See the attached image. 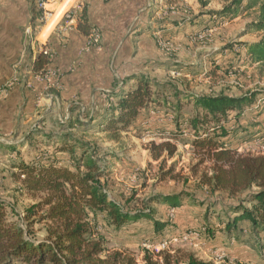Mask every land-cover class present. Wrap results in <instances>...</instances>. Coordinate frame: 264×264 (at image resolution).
<instances>
[{
    "label": "rangeland",
    "instance_id": "rangeland-1",
    "mask_svg": "<svg viewBox=\"0 0 264 264\" xmlns=\"http://www.w3.org/2000/svg\"><path fill=\"white\" fill-rule=\"evenodd\" d=\"M63 1L60 0V3ZM142 1L145 5L146 2L148 3L147 6L153 12L156 21L171 22L168 23L170 24L168 26L181 28L175 34L173 32L168 34L155 32L153 34L159 60L149 63V68H151L149 72L152 74L149 75L159 83L172 84L164 94L165 103L160 106V109L144 111L137 126L131 127L129 131H122L117 137H114L106 126L98 125L107 112V109H102L101 112V105H105L107 108L111 107L112 101L107 104V91H100L101 101L97 103L96 110L93 113L85 110L82 119H80L79 112L75 108L71 107L67 114L65 106L61 103L58 105L56 99L61 97V81L58 86H51L50 83H47L40 97V101L42 100L40 113L33 116L32 122L20 126L19 132L16 133L20 137L12 144L24 143L34 130L36 135H40V140H45L46 133H55L60 137L71 138L70 142L76 144L78 155L84 150L80 147V143L85 142L88 144L89 151L95 152L96 156L100 158L101 164L106 170V189L111 199L131 212L146 211L150 207L155 210L156 216L161 214L162 218L169 222L170 226L164 230L161 236H157L154 233L152 221L148 219L144 218L117 228L105 214L91 213L89 218L94 227L95 236L104 241V246L109 252L128 251L135 256L138 264H146L144 258L147 253L152 254L157 260L164 250L177 255L178 258L187 257L188 252L193 253L199 260L214 264H264V246L261 254L259 251L261 245L258 244L259 241L264 242V234L259 236L260 239L256 242L248 228H245L243 237L238 239L237 236H230L224 230L225 220L215 219L216 213L223 212L224 205L237 202L243 194L231 198L227 192L213 191L206 184V180L213 175L214 162L201 156L192 145L194 132L191 130L189 122L194 115L193 105L187 103L180 112L169 106L170 104L176 105L177 102L173 88L175 85L184 91L186 96L219 93L239 95L251 91L262 92L260 98L263 100L259 98L247 110L246 115L240 119L239 128L236 122L226 125L229 128H235V131L238 132V134L237 132L232 134L228 139L240 154L264 156V63H254L241 45L257 42L264 36L263 32H245L247 25L256 20L258 12L255 9L245 11L229 21H217V23L210 24L211 27L203 25L198 28L194 22L202 23L203 20H207L211 16L208 14L209 12L222 10L230 0H212L206 7H203L199 0ZM74 2L75 0H72L69 8ZM60 3L53 4L49 8L58 9L55 14L56 12L63 14L68 8H63V5H59ZM83 3L86 8V0H83ZM8 11H11L12 14ZM133 12V9L129 10L128 14L123 11V14L129 17L125 19L128 24L122 28L131 25ZM8 14L13 16V20H17L18 17L19 21L20 19L26 21L23 28L26 45L25 57L28 56L29 61L35 52L34 49L32 50V44L40 46L39 34L43 25H46L38 20L40 18L38 0H0V32L4 27L2 23L7 20ZM53 16L54 14L49 23ZM54 23L57 22H51L48 30L53 29ZM133 28L134 26L131 29ZM45 38H41V41ZM101 45L102 39L98 48ZM137 47L136 44L134 52L139 58H142L143 55L145 57L152 56L149 49L141 48L142 46L137 49ZM231 47H236V49L231 51ZM129 62L117 65L119 68L129 67ZM8 67L18 73L6 76V66H0V91H8L26 80L20 69L23 68L24 72L30 70L29 75L34 74L32 73L33 69L30 65L27 66L26 62L11 64ZM48 67V70H58L53 66V61ZM113 70L117 71L116 65H113ZM114 85L119 86L118 79H114ZM30 86L34 87L32 82H30ZM49 94L54 96L49 97ZM93 118H97L98 122L90 123L92 120H96ZM247 122L257 125L251 126ZM23 135L26 137L23 138ZM166 140H171L176 144L177 151L172 158L168 157L163 165L161 159L154 160L152 158L151 144ZM42 142L37 143L41 150L55 152L54 145L48 147ZM19 153L25 160H30L33 156L27 145L20 146ZM15 154L8 153L6 149H0V198L14 204L18 212L16 215L9 211L10 222L19 223L30 232L29 235L32 239L42 241L48 237V228L52 226L51 220L41 219V216L47 212L48 206L38 207V212L34 215L31 214L28 219L26 214L35 204L42 202L46 198V194L28 191L22 182L13 175L15 171L9 164ZM58 156L59 164L73 165L70 163L71 158L68 152H59ZM173 163V171L169 175H165L164 172ZM179 193H183L185 200L181 206L176 208L150 201L153 196L158 194ZM195 200H197L196 203ZM198 201L207 203L220 201L221 203L218 205L216 213L209 214L206 211L207 205L202 206ZM206 222L215 226L216 230L213 236L205 234ZM163 243L166 247L158 250L157 247Z\"/></svg>",
    "mask_w": 264,
    "mask_h": 264
},
{
    "label": "trees",
    "instance_id": "trees-1",
    "mask_svg": "<svg viewBox=\"0 0 264 264\" xmlns=\"http://www.w3.org/2000/svg\"><path fill=\"white\" fill-rule=\"evenodd\" d=\"M210 1L212 0H199L203 7ZM254 9L258 12L257 18L247 25L245 32L264 33V0H230L222 10L209 12L211 16L202 23L193 22L198 28L203 25L211 27L212 23L229 21L242 12ZM85 10L86 8L79 16L78 26L89 36L95 27L89 23ZM157 23L160 27L155 30L165 32L164 22ZM241 45L254 63H264V36L257 42ZM230 49L234 51L236 47ZM53 59L42 53L32 64L34 73L47 68ZM132 79L136 80L132 88L128 90L120 88L106 93L108 100L112 101L111 107L107 109L102 122L93 118L96 120L90 123L98 122V125L106 126L107 130L117 137L120 132L129 131L131 127L137 126L144 111L160 109L165 103L164 94L172 84L159 83L144 74L134 75ZM173 88L177 102L176 105H169L170 108L180 112L187 103L193 105L194 115L189 122L194 132L192 145L201 156L214 162L213 175L206 180V184L213 191L227 192L231 198L243 194L237 202L224 205L223 212L216 213L220 201L198 203L202 206L206 204V211L209 214L216 213V220H225L224 230L230 236L241 239L244 235L243 229L248 228L254 241H259V236L264 234V156L240 154L228 139L237 131L226 124L236 122L239 128L240 119L262 97L260 96L262 92L186 96L177 85ZM247 123L251 126L257 125L253 122ZM173 136L175 137V134ZM44 138L45 140H40V135H36L34 130L24 143L1 145L8 153H16L9 164L15 171L13 175L28 191L46 194L42 202L27 211V219L31 214L38 212V207L45 205L48 206V210L41 219L51 220L52 226L48 228V237L44 240L32 239L30 232L19 223L10 222L9 211L18 214L14 204L0 198V264H138L135 256L128 251L107 250L104 241L95 236L90 214H105L117 228L145 218L152 221L157 236L164 233L170 226L169 222L164 220L161 214L156 216L155 210L150 207L146 211L131 212L111 199L106 189V170L96 153L89 151L88 144L80 141V147L84 150L78 155L76 144L70 142L71 138L60 137L55 133H46ZM40 141L48 147L54 145L55 152L41 150L37 144ZM26 145L33 155L30 160H25L19 153V147ZM64 151L69 153L70 163L73 165L59 164L58 153ZM176 151L177 146L171 140L151 144L152 158L161 159L163 165L168 157L172 158L176 154ZM173 167L174 163L164 172L165 175H169ZM184 200L183 193L158 194L150 199L171 208L181 206ZM204 227L206 235H214L215 226L206 222ZM258 244L261 245L259 251L262 254L264 242L259 241ZM144 259L146 264H214L199 260L193 253L188 252L187 257L178 258L167 250L162 251L157 260L149 253Z\"/></svg>",
    "mask_w": 264,
    "mask_h": 264
},
{
    "label": "crops",
    "instance_id": "crops-1",
    "mask_svg": "<svg viewBox=\"0 0 264 264\" xmlns=\"http://www.w3.org/2000/svg\"><path fill=\"white\" fill-rule=\"evenodd\" d=\"M71 3L72 0H64L59 5L69 8ZM147 5L148 3L146 2L145 5L142 0H86L87 19L91 25L99 28L102 34L100 48L87 49L88 36L79 26L67 34L60 32L58 24L64 13H53L57 17V23L52 30H48V23L47 27L43 25L38 41L48 45L55 52L53 66L61 73L59 78L61 97L56 100L58 105L61 103L65 106L67 114L72 107L79 112V117L82 119L85 110L91 113L96 110L97 103L101 101L100 91L109 92L120 88L128 90L136 84V80L132 79L134 75H152L149 72L151 69L149 63L159 60L153 34L158 32L155 29L160 25ZM132 9L134 15L131 18V25L122 28L128 24L125 19L129 17L124 15L123 11L128 14ZM57 10L54 9V12ZM144 10L146 11L143 12ZM9 13L12 14L11 11ZM17 20H13V16L8 14L7 20L2 23L4 27L0 32V66H6V76H13L17 72L12 71L9 65L26 62L27 66L30 65L32 69L33 62L42 54L34 43L32 44V50L35 51L34 56L29 61L27 59L29 57H25L26 45L23 28L26 21L25 19ZM161 22H164L166 26V31L164 30L163 33L173 32L175 34L177 30H180L178 26H168L171 22L162 20ZM133 26L134 28L131 29ZM174 29L176 31H173ZM41 38L45 39L41 41ZM136 44L139 48L142 46L141 48L149 49L152 56L143 55L139 58L134 52ZM129 61H133V65ZM122 62H129L130 66L119 68L117 64L120 65ZM113 65L117 66V71L113 70ZM22 69L20 72L26 80L8 91H0V149L2 150L4 149L2 144H12L17 141L16 139L20 136L16 133L19 132L20 126L32 122L33 116L40 113L42 105L40 97L47 85V82L35 80L34 74L29 75L30 70L24 72ZM114 79L119 80V86L114 85ZM30 82L33 83V88ZM48 96L54 95L49 94ZM108 103H110L109 100ZM101 107V112L102 109H108L105 105ZM24 135L23 138L26 137Z\"/></svg>",
    "mask_w": 264,
    "mask_h": 264
},
{
    "label": "built area",
    "instance_id": "built-area-1",
    "mask_svg": "<svg viewBox=\"0 0 264 264\" xmlns=\"http://www.w3.org/2000/svg\"><path fill=\"white\" fill-rule=\"evenodd\" d=\"M60 2V0H38L39 10L41 11L40 21L47 24L50 16L53 15L54 10L49 6ZM83 0H75L74 4L68 8L64 14L61 22L58 24V30L64 34L71 32L78 26L79 14L83 11ZM102 39V34L99 28L95 27L91 30L90 35L87 37V49L98 48ZM39 51L47 56L54 58L55 52L46 44L39 46ZM49 68V67H48ZM45 68L41 72L34 73V79L37 81H43L50 83L51 86L59 85L60 72L59 70H48ZM165 243L157 247L158 250L164 249Z\"/></svg>",
    "mask_w": 264,
    "mask_h": 264
},
{
    "label": "bare ground",
    "instance_id": "bare-ground-1",
    "mask_svg": "<svg viewBox=\"0 0 264 264\" xmlns=\"http://www.w3.org/2000/svg\"><path fill=\"white\" fill-rule=\"evenodd\" d=\"M51 17H52V15L50 16V19H51ZM50 19H49V20H50ZM56 21H57V17L54 16V17L52 18L51 22H56ZM51 22H50V23H51ZM48 23H49V21H48ZM50 23L48 24V27H47L48 29H49ZM54 25H55V23H54Z\"/></svg>",
    "mask_w": 264,
    "mask_h": 264
}]
</instances>
